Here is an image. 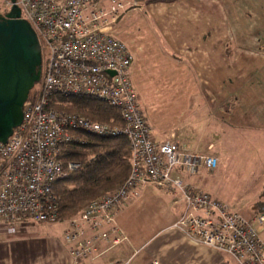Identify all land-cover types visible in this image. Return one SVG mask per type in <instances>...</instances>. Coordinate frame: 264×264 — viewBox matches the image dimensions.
<instances>
[{"label":"built area","instance_id":"1","mask_svg":"<svg viewBox=\"0 0 264 264\" xmlns=\"http://www.w3.org/2000/svg\"><path fill=\"white\" fill-rule=\"evenodd\" d=\"M106 2V3H105ZM123 0H0V13L13 4L35 30L42 52L41 75L23 103L22 121L0 142V222L9 233L27 222H62L52 186L63 177L59 147L71 138L69 128L94 134H124L131 148L127 178L110 192L90 200L70 217L63 231L74 262L100 252L101 242L115 245V208L138 196L145 183L179 192L182 214L173 223L191 239L229 255L236 264H264V213L245 217L211 194L187 183L179 173L216 167L210 153H191L172 138L160 144L150 136L129 76L132 55L112 30L129 9ZM84 95L117 108L124 121L112 127L75 113L57 112L48 96ZM68 162V169L78 167Z\"/></svg>","mask_w":264,"mask_h":264},{"label":"crops","instance_id":"2","mask_svg":"<svg viewBox=\"0 0 264 264\" xmlns=\"http://www.w3.org/2000/svg\"><path fill=\"white\" fill-rule=\"evenodd\" d=\"M155 7L156 14H146ZM139 11L141 22L155 24L157 46L136 50L124 44L151 139L160 144L172 138L187 152L213 154L216 167L240 143L241 150H264L263 0H158ZM258 158L264 168V155ZM208 169L174 172L198 188L192 180ZM183 209L179 192L142 184L136 198L115 208L121 241H102L97 255L77 262L63 240L66 223L54 222V230L49 222L27 221L9 233L0 222V264H236L173 226Z\"/></svg>","mask_w":264,"mask_h":264},{"label":"trees","instance_id":"3","mask_svg":"<svg viewBox=\"0 0 264 264\" xmlns=\"http://www.w3.org/2000/svg\"><path fill=\"white\" fill-rule=\"evenodd\" d=\"M136 1L149 3L158 0ZM48 102L57 112L80 114L117 128L124 125L120 111L98 98L52 93ZM68 132L71 138L60 145L58 152L66 174L56 179L52 186L59 217L76 215L90 200L122 184L129 174L131 161L129 140L122 133L99 135L77 128H69ZM68 162L79 165L68 169ZM253 208L256 213H264V184Z\"/></svg>","mask_w":264,"mask_h":264},{"label":"rangeland","instance_id":"4","mask_svg":"<svg viewBox=\"0 0 264 264\" xmlns=\"http://www.w3.org/2000/svg\"><path fill=\"white\" fill-rule=\"evenodd\" d=\"M127 1V7L131 5H136L133 8L136 10L129 9L123 16L119 17L118 21L114 24L112 23V32L116 34L119 39L128 46L135 47L136 50L140 48H147L154 46L156 48V36L154 35L153 28L155 24L152 21L146 20L141 22L138 19L140 14L141 5L147 4L148 2L142 3L136 0H123ZM260 0H258L259 2ZM264 2V0H263ZM106 3V2H105ZM158 4V3H156ZM156 6V5H153ZM144 10L147 7L143 6ZM139 11V12H138ZM156 7L147 10L146 14H156ZM37 82L30 92L36 87ZM29 92V94H31ZM140 101V100H139ZM142 108V102H139ZM156 107L157 103L151 100L149 106L152 108ZM148 108V107H147ZM171 114L172 111H170ZM244 146V144H243ZM262 146V145H261ZM241 143L238 144L237 148L227 151L225 158L221 160V163L214 169L202 170L195 178L192 180L198 188L203 191H207L216 195L223 203L229 204L238 210L241 214L253 215L257 210H252L254 202L259 199L260 192L262 190V181L264 180V175L262 174L263 167L261 166V161L259 160L260 155H264V150H260L255 146L250 145L245 146L241 150ZM258 159V160H257ZM246 216V215H244ZM70 217H60L61 221H68ZM46 223L47 222H35ZM52 229L56 230L54 222H49ZM260 235L264 240V227L259 229Z\"/></svg>","mask_w":264,"mask_h":264},{"label":"water","instance_id":"5","mask_svg":"<svg viewBox=\"0 0 264 264\" xmlns=\"http://www.w3.org/2000/svg\"><path fill=\"white\" fill-rule=\"evenodd\" d=\"M42 52L31 24L13 4L0 13V142L22 121L23 103L39 81Z\"/></svg>","mask_w":264,"mask_h":264},{"label":"bare ground","instance_id":"6","mask_svg":"<svg viewBox=\"0 0 264 264\" xmlns=\"http://www.w3.org/2000/svg\"><path fill=\"white\" fill-rule=\"evenodd\" d=\"M39 80H40V79H39ZM38 82H39V81H38ZM38 82H37V83H38Z\"/></svg>","mask_w":264,"mask_h":264}]
</instances>
